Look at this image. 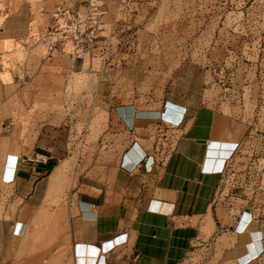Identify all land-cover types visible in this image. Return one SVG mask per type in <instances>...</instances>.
<instances>
[{
    "label": "crops",
    "instance_id": "crops-1",
    "mask_svg": "<svg viewBox=\"0 0 264 264\" xmlns=\"http://www.w3.org/2000/svg\"><path fill=\"white\" fill-rule=\"evenodd\" d=\"M67 1L16 3L0 21V41L28 37L34 19L43 33ZM55 53L70 69L86 57L65 47L47 59ZM89 56L91 69L98 41ZM114 68L134 81V61ZM22 86L0 81V264H184L215 245L223 264H236L246 244L248 264L264 262V228L246 222L248 208L219 222L227 155L246 132L237 117L169 97L163 109L111 102L92 131L90 119L66 110L33 114L46 119L23 128L12 115H29L34 97ZM168 105L176 118L185 111L179 124L162 118Z\"/></svg>",
    "mask_w": 264,
    "mask_h": 264
},
{
    "label": "rangeland",
    "instance_id": "rangeland-1",
    "mask_svg": "<svg viewBox=\"0 0 264 264\" xmlns=\"http://www.w3.org/2000/svg\"><path fill=\"white\" fill-rule=\"evenodd\" d=\"M20 1L0 0V21ZM24 1L32 8L40 2ZM102 11L98 45L109 52L92 59L91 69L90 57L71 69L56 53L48 60L35 39L40 20H32L28 37L0 41V81L18 80L23 97H34L29 115L13 120L33 128L46 119L38 114L74 111L90 119L92 131L111 102L156 108L176 97L219 109L241 120L246 132L226 159L216 196L224 215L217 218L231 220L246 207L264 228V0H106ZM132 61L134 81L114 68ZM170 108L162 114H173ZM216 246L193 252L184 264H223ZM239 258L236 264L251 261L247 244Z\"/></svg>",
    "mask_w": 264,
    "mask_h": 264
},
{
    "label": "built area",
    "instance_id": "built-area-1",
    "mask_svg": "<svg viewBox=\"0 0 264 264\" xmlns=\"http://www.w3.org/2000/svg\"><path fill=\"white\" fill-rule=\"evenodd\" d=\"M105 2L106 0H68L57 5L51 15V25L43 33L36 35V41L46 46L47 54L56 48L67 47L76 59L88 57L101 35L98 24L102 20V6ZM108 50L107 46L98 45V55L107 54ZM165 106L164 103L162 109ZM184 113L182 110L178 118L176 111L170 117L161 115L169 124L177 125L182 121ZM233 151L234 148L228 153V157Z\"/></svg>",
    "mask_w": 264,
    "mask_h": 264
},
{
    "label": "bare ground",
    "instance_id": "bare-ground-1",
    "mask_svg": "<svg viewBox=\"0 0 264 264\" xmlns=\"http://www.w3.org/2000/svg\"><path fill=\"white\" fill-rule=\"evenodd\" d=\"M228 155H229V154H228ZM228 155H227V156H228ZM246 222L249 223V222H250V218H249Z\"/></svg>",
    "mask_w": 264,
    "mask_h": 264
}]
</instances>
